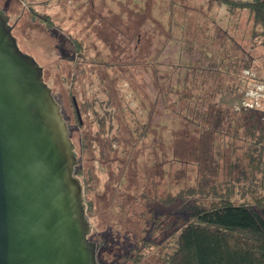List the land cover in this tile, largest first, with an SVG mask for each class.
I'll return each instance as SVG.
<instances>
[{
  "label": "rangeland",
  "instance_id": "374dc122",
  "mask_svg": "<svg viewBox=\"0 0 264 264\" xmlns=\"http://www.w3.org/2000/svg\"><path fill=\"white\" fill-rule=\"evenodd\" d=\"M134 2L0 0V7L8 12L10 22L14 24V34L18 38L20 48L33 55L43 67L44 78L52 87L68 121L80 158L78 167H85L84 171L87 170L83 176L84 184H87L83 187L84 200L92 227L91 237L99 245L98 259L101 261L99 264H120L121 260L132 264V256L141 252L145 253L142 255V264H163L162 252L173 245L172 236L190 220L188 212L190 205H209L221 197H230L236 203H253L255 195H261L264 187V171L257 168L260 161L259 150L256 149L257 145H264L262 131L264 44L252 38L254 30L248 10L231 7L223 0H134ZM134 6L144 8L147 13H151L168 26L169 30L174 31L179 42L177 50L184 47L192 52L191 48H195L194 58L199 60V64L211 67L212 71L210 70L207 80L205 75H201L191 81L195 86V97L201 94L200 90L221 85V92L208 100L217 102L224 110H229L230 122L222 125V132L215 136L206 131L193 136L189 144L191 147L186 146L184 140L178 138L179 146L183 150L191 149L189 158L191 161L188 163L167 161L168 156L167 160L159 165L162 171L155 165L163 159L162 152L156 151L150 143L145 153L143 151L142 156L136 159L139 165L137 169L139 184L138 187L133 186L131 190V199L134 201L136 198V204L131 209L127 207L128 205L125 206L124 200H131L129 193L122 189L126 195L124 199H119V205L110 206L115 211L110 218L111 227L107 226L109 223L106 215L97 207V194L103 191L109 168L93 162L90 157L93 152V156L99 157L100 147L108 151L110 147L104 145L105 143L118 136V133L128 126L135 130V119H145L147 114L141 106V99L137 98V94L132 90V73L130 75L127 71L122 74L119 71L128 66L132 68V56L128 59L124 52L118 55V51L114 50L118 48L120 41V33H117V30L121 31L123 28L125 30L121 23L127 21L129 16L122 9H132ZM45 14L50 16L53 27H48L43 21L42 17ZM116 34L119 36H114ZM77 43L81 46L78 47ZM128 45L131 46V50L127 51V54L132 55V42ZM167 46L164 51L166 58L176 47L172 43ZM208 61H211L213 66L209 65ZM125 75L130 76V81L126 82ZM104 77L105 81H111L113 84L114 81H118L119 94L113 97V100L120 104V109L116 105L115 110L122 120L114 119L110 124L112 115L107 116L103 126L99 119L103 120L108 114L106 112L108 95L102 81ZM137 77L140 78L139 75ZM146 79L149 82L152 80L148 76ZM202 79L206 81L205 84ZM151 96L155 98L153 92ZM168 98V103L173 106L174 99L178 97L170 95ZM187 103L189 104V101H184V104ZM194 104L195 101L192 99L190 105ZM86 106L88 110L85 109ZM160 108L163 112V121L176 118L174 112L166 110L164 105L160 104ZM179 112L190 114L191 111L181 109ZM155 116L159 118L157 114ZM198 116L197 112L194 117L203 124L205 113ZM78 119L82 126L78 124ZM240 121L244 126L238 128L237 122ZM253 124L254 132L250 133L249 129ZM172 127L175 125L170 122L163 130L165 140L168 139ZM88 133L90 137L86 138ZM138 133L140 132L134 131L135 136ZM97 135L101 142L92 141L93 136ZM85 143H91L89 151L84 146ZM113 143L114 147L119 144ZM120 150L123 149H118L119 154ZM183 150L178 151L181 158L184 157L181 153ZM247 153L252 154L255 162L249 161ZM262 160L264 168V153ZM110 168L118 172L116 163H112ZM205 174H210L214 178L204 176ZM95 177H99L100 181L95 180ZM125 185L121 187L125 188ZM142 192L147 198L140 196ZM180 194L182 197L179 196L180 198L173 203L162 201L169 195ZM120 202L124 203V206H121ZM186 206L188 207L186 211L181 210ZM103 238L106 240L101 245ZM140 238L154 244L146 248L141 244Z\"/></svg>",
  "mask_w": 264,
  "mask_h": 264
},
{
  "label": "trees",
  "instance_id": "16d2710c",
  "mask_svg": "<svg viewBox=\"0 0 264 264\" xmlns=\"http://www.w3.org/2000/svg\"><path fill=\"white\" fill-rule=\"evenodd\" d=\"M223 1L231 7H240L248 10L251 16L252 30H254V36L252 38L264 44V0ZM134 3L138 4L137 2ZM122 10L129 16L126 19L127 21L121 23L123 27H125V30L124 28L123 30L121 29V31L117 30L120 36L119 34L114 35L120 37L118 48H114V50L118 51V55L124 52L125 55H128V59L132 56V68L128 66L119 71L122 74L127 71L130 72V75L132 73V90L137 94L136 97L141 99V106L147 114L145 119H135V130H132L128 126L125 130H121L118 136L108 141L109 143H105L104 145L110 147L108 151L100 147L101 152L99 153H101V155H99V157L96 155L93 156L94 150H91L93 153L90 159L93 162L95 161L103 165V167L106 166L109 168L107 170L108 179H106L103 191L97 194V207L99 211H102V213L106 215L108 223L110 222V218L113 217L112 214H115V211L110 206L119 205V199H124L125 193L122 192V189H124L126 193H129V200H131H124V203H126L125 206L128 205L127 207L131 209L132 206L136 204L137 199L135 198L134 201L131 199V190L133 186L138 187L139 184L137 180V169L139 165L136 159L142 156L143 151L145 153L150 143L156 151L160 150L162 152L161 156H163V159H160L159 162L155 164L157 169L162 171L159 165L164 163L168 156V160L166 159L167 161L176 160L183 163L191 161L189 159L192 152L191 149L189 148L188 150L185 148L183 150V148L179 146L178 138L183 139L184 144L189 147L193 136L200 135L202 131L215 136L218 132H222V125H227V122H230V117H228L229 110H224L222 107L218 106L217 102L208 100V98L215 97L221 92V85L215 86V88L200 90L201 94L195 97V86H193L191 81L194 77L201 75H205V80H207L210 70L212 71L210 66L208 67L207 65V67H203L202 64H199V60L194 58L196 49L191 48L192 52L188 51L189 49L186 50L184 47L180 48L181 50H177L179 49L177 48L179 42L174 35V31L171 29L169 30L168 26H165L162 22L157 20L151 13H147L144 8L134 6L132 9L124 8ZM6 13L8 14L7 11ZM33 14L35 13L33 12ZM136 16L139 18L137 19ZM42 18L48 27H53V22L49 15L45 14ZM12 25V32L14 34V24ZM122 35H127L129 37H124ZM130 42H132V55L127 54V51L131 50V46L128 45ZM169 43H172L173 46L175 44L176 47H174L173 50L171 49L172 51H170V54H168L166 58L164 51ZM77 46L80 47L81 45L77 43ZM208 62H210L209 65H212L211 61ZM138 75L140 78L137 77ZM147 76L149 79L152 78L150 82L146 79ZM129 77L130 76H124L126 82L127 80L130 81ZM102 79V81H104L103 88L107 91L109 100V102L107 100L106 108L108 114L104 116L105 118H103V120L102 118L99 119L101 125L104 126L107 116L112 115L110 124L113 123L114 119L117 121H119V119L122 120V117L118 116L115 110L117 107L120 109V104H116L113 100V97L119 94L118 89L120 88H117L118 81H114L113 79V84L111 81H105V77ZM135 79L139 81L137 82ZM205 80L202 79L204 84L206 82ZM234 88H237V83H235ZM152 92L155 98L151 96ZM170 95H176L178 97L174 99V103H172L173 106L167 101ZM192 99L195 101L193 106L190 105ZM184 101H189V104H184ZM160 104L164 105L166 110L168 109L174 112L176 118L167 119L168 123L166 120L163 121L164 117H162L163 112L161 111ZM89 107L90 105H88V108ZM88 108L86 106L85 109L88 110ZM181 109L191 111V115L185 113L181 114L179 112ZM197 112L199 116L205 113L203 124H201L202 122H198L196 119L197 117H194ZM155 114L159 116L158 119ZM210 115H213V117ZM252 117L256 116L252 115ZM77 121L78 124L82 126L79 119ZM170 122L173 123L175 127H172L168 139L165 140L166 138L163 130L167 127V124L170 125ZM237 124V126H239L238 128L244 126L242 121L239 123L237 122ZM254 128L255 125L253 124L249 132L253 133ZM134 131H139L140 133L135 136ZM262 131L264 133V129H262ZM70 137L72 138L71 133ZM89 137L90 134H86V138ZM93 137L92 141L98 142L100 140L99 142H101L98 135ZM113 142L121 144H118V146L116 144V147H114ZM73 143L75 145L74 140ZM84 146L87 147L88 151L90 150L89 148L92 147L91 143H85ZM118 147L123 149L122 151L120 150V154L118 153ZM256 149L259 150L260 161L257 163L258 166H256L258 170L264 171L261 164L263 161L264 145H257ZM180 150H183L181 153H183L184 157L182 158L178 155V151ZM247 157L251 163L255 162V158L252 154L247 153ZM79 160L80 158L78 156V163ZM112 163L117 164V173L114 172L113 168H110ZM78 166L79 164L75 167V174L80 178L83 187H85L87 184H84L83 176L86 175L87 170L84 171L85 167L81 168ZM94 166L95 164L92 165V168H94ZM246 169L247 167L245 166L244 171L245 177L247 178ZM204 176L214 178L210 174H205ZM95 178L98 182L100 181L99 177ZM123 184H126L125 188L121 187ZM140 196L142 198H147L146 194L143 192ZM179 196L182 197V194L169 195L162 201L173 203L177 198H180ZM253 201V203H236L230 197H221L209 205H190L188 210L190 220L185 222L180 231L172 236V240L174 241L173 245H170V247L168 246L165 252H162L163 264H264V187L263 193L259 196L255 195ZM120 203L121 206H124V203ZM187 208L186 206V208L184 207L181 210L186 211ZM107 226L112 227V223H109ZM89 236L92 239L91 233ZM140 239L144 247H152L154 244L151 242L147 243L148 241H144L143 238ZM104 240L106 239H102L101 245ZM164 245L165 244H163V246ZM98 250L99 245L97 244L96 255L99 264L101 261L98 259ZM144 254V252H141L132 256V264H142V255ZM120 264L129 263L126 260H121Z\"/></svg>",
  "mask_w": 264,
  "mask_h": 264
},
{
  "label": "water",
  "instance_id": "95a60500",
  "mask_svg": "<svg viewBox=\"0 0 264 264\" xmlns=\"http://www.w3.org/2000/svg\"><path fill=\"white\" fill-rule=\"evenodd\" d=\"M12 30L0 7V264H98L67 120Z\"/></svg>",
  "mask_w": 264,
  "mask_h": 264
}]
</instances>
